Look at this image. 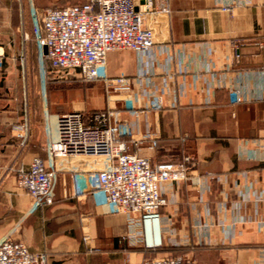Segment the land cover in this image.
<instances>
[{"label": "crops", "instance_id": "crops-1", "mask_svg": "<svg viewBox=\"0 0 264 264\" xmlns=\"http://www.w3.org/2000/svg\"><path fill=\"white\" fill-rule=\"evenodd\" d=\"M220 1L168 0L152 52L108 56V75L131 78V91L112 94L96 81L102 92L94 100L90 93L65 96L64 113L50 111L46 97L34 111L28 78L34 67L45 70L32 14L40 21L55 0H0V241L25 242L45 264H145L154 257L132 237L140 228L133 231L100 191L93 161L67 159L47 206H37L10 171L36 157L55 164L45 146L58 139L62 115L106 110L119 114L131 153L153 164L197 160L192 180L166 187L164 246L196 247L197 264H264V160L242 156H264V0L233 11ZM234 89L245 101L231 103ZM154 95L161 110L151 106Z\"/></svg>", "mask_w": 264, "mask_h": 264}, {"label": "built area", "instance_id": "built-area-1", "mask_svg": "<svg viewBox=\"0 0 264 264\" xmlns=\"http://www.w3.org/2000/svg\"><path fill=\"white\" fill-rule=\"evenodd\" d=\"M220 2L223 11L253 4V0ZM169 13L168 0H86L82 4L48 8L40 21L34 11L40 60L48 58L59 75L76 74L87 81H103L109 93H129L132 79L126 75L109 76L108 56L112 52L131 51L140 56L152 52L156 28ZM230 101L240 104L245 98L240 90L234 89L230 91ZM151 106L161 110V96H152ZM133 114L138 116L136 111ZM143 138L150 140L152 146L157 144L150 132ZM45 149L50 160H56L55 166L36 157L27 168H10L18 185L37 206L54 203L58 169L64 162L71 157H85L94 162L92 170L97 173L100 191L127 216L133 231L140 228L132 237L149 249L164 245L163 241L160 245H149L147 238L150 224L161 222V209L169 203L166 187L192 180L191 171L197 166L191 155L178 162L153 164L148 157L131 153L120 138L119 114L106 110L94 113L75 110L62 115L58 139L48 142ZM242 156L264 160L259 150L243 152ZM262 198L261 194L258 200ZM45 261L43 254L32 252L23 241L11 238L0 241V264H45ZM145 264L196 262L185 256L163 254Z\"/></svg>", "mask_w": 264, "mask_h": 264}, {"label": "rangeland", "instance_id": "rangeland-1", "mask_svg": "<svg viewBox=\"0 0 264 264\" xmlns=\"http://www.w3.org/2000/svg\"><path fill=\"white\" fill-rule=\"evenodd\" d=\"M86 0H55L54 5L55 6H64V5H69V4H76V3H83ZM34 67V66H33ZM37 67V66H36ZM39 69V70H38ZM37 68H32L29 72L30 76H28V78L32 81V84L30 86V90L33 91L34 97L33 98V102H34V111L37 109L39 111L42 110V104L44 101V97H46V102L45 105H47V108L50 111H60V112H64L67 111V107L68 104L64 101L65 99H63L65 96L69 99H73V100H69V101H74L76 99V95L81 94V93H85L86 96L87 94L90 93V97L92 98V100L95 99V97L98 96L99 93L102 92L101 88L98 87L96 84H85L82 83L80 81H66L64 83H54L51 84L50 87L48 86V84H46L45 82V77H46V73L45 70H43V68H40V65ZM57 74V73H56ZM73 75L71 77L74 78H80L78 75H74V74H70ZM64 75H59L57 74V78L61 77ZM67 77V76H66ZM65 94V95H64ZM49 98V99H48ZM49 100H51V103L49 102ZM142 245L145 247L144 243L142 242ZM174 247V246H171ZM146 248V247H145ZM161 248V247H160ZM160 248H153V249H149V250H160ZM189 251H178L177 254L175 253H170V252H165V251H158V252H153V255L155 257H157L158 255H163V254H170L172 256H185V257H189L195 260L194 258V252L196 250L195 247H188ZM156 253V254H154ZM197 264V262H196Z\"/></svg>", "mask_w": 264, "mask_h": 264}, {"label": "trees", "instance_id": "trees-1", "mask_svg": "<svg viewBox=\"0 0 264 264\" xmlns=\"http://www.w3.org/2000/svg\"><path fill=\"white\" fill-rule=\"evenodd\" d=\"M76 4H82V3H76ZM69 5H71V4H69ZM65 6H67V5H64V6H54L53 8H60V7H65ZM43 60H44L43 62H44V68H45V72H46L45 82H46V84H48L49 87H50L51 84H54V83H64V82L69 81V80L70 81H72V80H74V81L76 80L77 81L78 80V81H80L82 83H85V84H93L94 82H96V81H87V80H85L83 78H78V79L77 78H74L76 76L71 77L73 75H64L62 77H58L57 78V74H56L55 69L53 68L50 60L48 58H44ZM94 112H97V111H92V113H94ZM160 250L161 251L163 250L165 252H170L172 254L173 253L177 254L178 251H189V248L188 247H183V246H181V247H171V246H164L163 245L160 248ZM160 250H156L155 249L154 251L155 252H158Z\"/></svg>", "mask_w": 264, "mask_h": 264}, {"label": "bare ground", "instance_id": "bare-ground-1", "mask_svg": "<svg viewBox=\"0 0 264 264\" xmlns=\"http://www.w3.org/2000/svg\"><path fill=\"white\" fill-rule=\"evenodd\" d=\"M147 243L149 245H160L162 243L161 222L156 220L148 228Z\"/></svg>", "mask_w": 264, "mask_h": 264}, {"label": "water", "instance_id": "water-1", "mask_svg": "<svg viewBox=\"0 0 264 264\" xmlns=\"http://www.w3.org/2000/svg\"><path fill=\"white\" fill-rule=\"evenodd\" d=\"M137 3V2H136ZM43 53H44V55H46L47 54V48L44 46L43 47Z\"/></svg>", "mask_w": 264, "mask_h": 264}]
</instances>
